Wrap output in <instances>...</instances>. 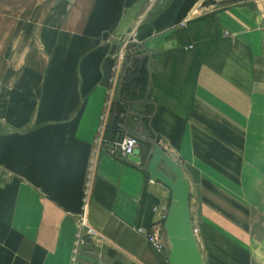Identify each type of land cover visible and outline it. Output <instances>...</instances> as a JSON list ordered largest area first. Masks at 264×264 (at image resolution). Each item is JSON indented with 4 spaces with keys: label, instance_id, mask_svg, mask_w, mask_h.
<instances>
[{
    "label": "crops",
    "instance_id": "obj_1",
    "mask_svg": "<svg viewBox=\"0 0 264 264\" xmlns=\"http://www.w3.org/2000/svg\"><path fill=\"white\" fill-rule=\"evenodd\" d=\"M125 125L182 168L204 264H264V0H0V264H169Z\"/></svg>",
    "mask_w": 264,
    "mask_h": 264
},
{
    "label": "water",
    "instance_id": "obj_2",
    "mask_svg": "<svg viewBox=\"0 0 264 264\" xmlns=\"http://www.w3.org/2000/svg\"><path fill=\"white\" fill-rule=\"evenodd\" d=\"M130 113V112H128ZM124 133L149 142L150 151L142 169L150 179L162 183L170 190V201L163 222L162 244L169 264H204L196 242L189 208L190 186L180 165L163 150L155 139L141 134L137 129L123 127ZM139 149L133 154L138 155Z\"/></svg>",
    "mask_w": 264,
    "mask_h": 264
},
{
    "label": "built area",
    "instance_id": "obj_3",
    "mask_svg": "<svg viewBox=\"0 0 264 264\" xmlns=\"http://www.w3.org/2000/svg\"><path fill=\"white\" fill-rule=\"evenodd\" d=\"M138 145H139V141L136 137L127 135L123 137L120 141L116 142L114 147L109 148L108 153L113 156L115 155L121 158H127L133 154L134 150H136ZM95 164H96V158L93 157L90 160L88 166V172H87V178L85 184V202L89 198V194L91 191V184H92ZM164 214L165 213L161 214L160 221L153 222L148 228L139 227L137 228V231L146 237L147 242L149 243L151 248L156 253L162 254L165 257V261L168 263V259L165 256L166 250L162 244V238H161L163 232V222L165 218ZM95 235H96V231L92 227L85 224L84 220H81L78 226L76 240L73 248V258L77 253L79 246L84 245L88 240H92Z\"/></svg>",
    "mask_w": 264,
    "mask_h": 264
},
{
    "label": "rangeland",
    "instance_id": "obj_4",
    "mask_svg": "<svg viewBox=\"0 0 264 264\" xmlns=\"http://www.w3.org/2000/svg\"><path fill=\"white\" fill-rule=\"evenodd\" d=\"M167 209L168 208H166V210H163V212L165 213ZM202 224H212V215L210 212L204 214V221L202 222Z\"/></svg>",
    "mask_w": 264,
    "mask_h": 264
}]
</instances>
